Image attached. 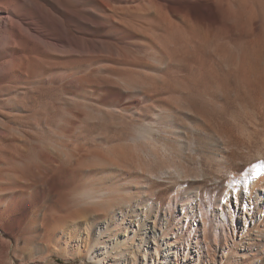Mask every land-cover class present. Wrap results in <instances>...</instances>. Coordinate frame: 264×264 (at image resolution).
Here are the masks:
<instances>
[{
	"label": "rangeland",
	"instance_id": "374dc122",
	"mask_svg": "<svg viewBox=\"0 0 264 264\" xmlns=\"http://www.w3.org/2000/svg\"><path fill=\"white\" fill-rule=\"evenodd\" d=\"M52 2L70 44L0 77V264H264V0Z\"/></svg>",
	"mask_w": 264,
	"mask_h": 264
},
{
	"label": "bare ground",
	"instance_id": "6f19581e",
	"mask_svg": "<svg viewBox=\"0 0 264 264\" xmlns=\"http://www.w3.org/2000/svg\"><path fill=\"white\" fill-rule=\"evenodd\" d=\"M52 1L35 0L34 3V1L28 0H0V58H2L0 70L4 74L0 75V77L10 74V72H13L18 67L17 62L19 58L14 55V49L16 48L21 53H36L33 48H35V42L37 41H42L44 44H47L46 46L52 47H63L64 45L67 46L70 44L68 43V39L60 32L61 28L58 23L54 22L53 25L59 29L61 35L52 34V25L48 21L46 13L52 9L55 13L67 15L66 12L62 11ZM102 23L103 22L99 21V24ZM80 33L83 34L82 31H80ZM72 45L79 47L80 41L76 39L72 42ZM252 166L242 173L241 178L250 182V191L256 192V190H258L256 196L257 199H260L264 197V162L257 164L258 167L256 168ZM237 202L236 200V203ZM256 202L257 201H255V203ZM237 206L238 205H236V208ZM242 209L243 213H245L244 207ZM261 214L264 216V210H261ZM241 216L243 228L246 229V218L243 214ZM130 231L133 232L131 237L136 235L135 229H131ZM108 234H110V232ZM107 240L110 242L109 245L103 244L102 242L98 246L100 252L97 253L96 251L88 254L87 259L90 261L95 260L96 264H105L107 259L112 261L111 264H122V260L126 264H137L136 261L129 262L127 256L119 250L121 244H128V237L124 235L122 238L118 239L114 237V235H108ZM95 254H99L101 257L96 258L97 256H95ZM106 255L109 256L106 257ZM236 256L241 259L246 257L245 254L238 255V252ZM156 261L157 264H167L164 258L161 259L156 257L152 263L156 264Z\"/></svg>",
	"mask_w": 264,
	"mask_h": 264
},
{
	"label": "snow or ice",
	"instance_id": "6c2138e0",
	"mask_svg": "<svg viewBox=\"0 0 264 264\" xmlns=\"http://www.w3.org/2000/svg\"><path fill=\"white\" fill-rule=\"evenodd\" d=\"M256 167H258L257 165H253V168H256Z\"/></svg>",
	"mask_w": 264,
	"mask_h": 264
}]
</instances>
